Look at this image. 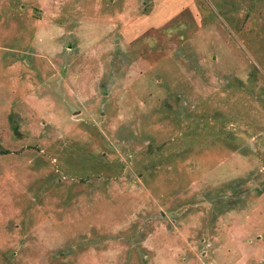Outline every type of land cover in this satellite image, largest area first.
I'll list each match as a JSON object with an SVG mask.
<instances>
[{
    "label": "rangeland",
    "instance_id": "1",
    "mask_svg": "<svg viewBox=\"0 0 264 264\" xmlns=\"http://www.w3.org/2000/svg\"><path fill=\"white\" fill-rule=\"evenodd\" d=\"M0 264H264V0H0Z\"/></svg>",
    "mask_w": 264,
    "mask_h": 264
}]
</instances>
